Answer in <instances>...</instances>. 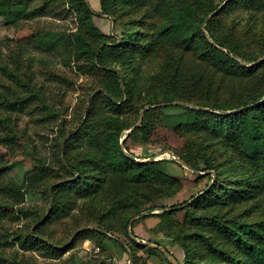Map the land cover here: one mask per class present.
Returning a JSON list of instances; mask_svg holds the SVG:
<instances>
[{"label": "rangeland", "instance_id": "374dc122", "mask_svg": "<svg viewBox=\"0 0 264 264\" xmlns=\"http://www.w3.org/2000/svg\"><path fill=\"white\" fill-rule=\"evenodd\" d=\"M225 1L0 0V264H257L264 0Z\"/></svg>", "mask_w": 264, "mask_h": 264}, {"label": "trees", "instance_id": "16d2710c", "mask_svg": "<svg viewBox=\"0 0 264 264\" xmlns=\"http://www.w3.org/2000/svg\"><path fill=\"white\" fill-rule=\"evenodd\" d=\"M24 1H26V0H19V2H21V3H24ZM223 0H218V2L215 4V5H213V6H211V12L214 10V9H216L219 5H220V3L222 2ZM229 4H230V0H228L220 9H219V12L221 11H224L225 9H227L228 8V6H229ZM85 8H86V10H88L89 12H91V10H90V7H89V5L85 2ZM4 9L5 8H3V7H1L0 8V10L2 11V12H4ZM209 11V12H210ZM6 12H7V10H6ZM218 12V13H219ZM216 50H219L218 48H215ZM165 107V106H164ZM167 108V107H166ZM232 118L233 117V113L232 114H229V115H221L220 116V118L221 119H223V120H228L229 118ZM258 145L259 144H256V143H246V148L248 149V150H251V151H254V152H256L257 151V149H258ZM199 201H201V199L199 200ZM114 223H116V222H114ZM93 239V238H92ZM92 239H87V240H91L92 241ZM244 245H245V247H246V251H248V252H250L249 254V256L251 257V258H253L254 257V260L257 262V264H264V247H262V248H260V249H253V245L251 244V243H247V242H245L244 241ZM256 252V253H255Z\"/></svg>", "mask_w": 264, "mask_h": 264}, {"label": "crops", "instance_id": "0c3cea01", "mask_svg": "<svg viewBox=\"0 0 264 264\" xmlns=\"http://www.w3.org/2000/svg\"><path fill=\"white\" fill-rule=\"evenodd\" d=\"M145 264H166V262H164V260H162L156 255L147 259V262Z\"/></svg>", "mask_w": 264, "mask_h": 264}, {"label": "water", "instance_id": "95a60500", "mask_svg": "<svg viewBox=\"0 0 264 264\" xmlns=\"http://www.w3.org/2000/svg\"><path fill=\"white\" fill-rule=\"evenodd\" d=\"M226 2H227V1H225L224 4H225ZM224 4H223V5H224ZM140 121H141V119H140Z\"/></svg>", "mask_w": 264, "mask_h": 264}, {"label": "built area", "instance_id": "2783aa9c", "mask_svg": "<svg viewBox=\"0 0 264 264\" xmlns=\"http://www.w3.org/2000/svg\"><path fill=\"white\" fill-rule=\"evenodd\" d=\"M105 264H109V263H105Z\"/></svg>", "mask_w": 264, "mask_h": 264}]
</instances>
